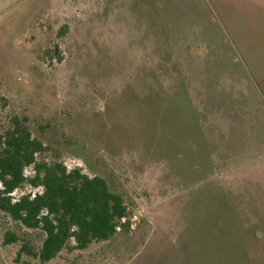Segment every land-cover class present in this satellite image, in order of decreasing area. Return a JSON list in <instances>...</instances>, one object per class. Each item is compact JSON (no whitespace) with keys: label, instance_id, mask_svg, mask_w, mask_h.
<instances>
[{"label":"rangeland","instance_id":"374dc122","mask_svg":"<svg viewBox=\"0 0 264 264\" xmlns=\"http://www.w3.org/2000/svg\"><path fill=\"white\" fill-rule=\"evenodd\" d=\"M0 83L129 206L58 264H264V0H0Z\"/></svg>","mask_w":264,"mask_h":264},{"label":"trees","instance_id":"16d2710c","mask_svg":"<svg viewBox=\"0 0 264 264\" xmlns=\"http://www.w3.org/2000/svg\"><path fill=\"white\" fill-rule=\"evenodd\" d=\"M16 99L0 83V234L4 247L19 246L15 263L58 264L63 254L110 244L130 231L124 195L104 177L68 168L65 157L78 156L80 147L71 126L37 117ZM35 189L42 193L32 198ZM66 261L89 262L80 255Z\"/></svg>","mask_w":264,"mask_h":264},{"label":"built area","instance_id":"2783aa9c","mask_svg":"<svg viewBox=\"0 0 264 264\" xmlns=\"http://www.w3.org/2000/svg\"><path fill=\"white\" fill-rule=\"evenodd\" d=\"M32 198H34L36 196L37 193L41 194L42 193V189H35V190H32ZM17 193L19 192H15L14 194H12L15 198H18L20 195H16Z\"/></svg>","mask_w":264,"mask_h":264}]
</instances>
